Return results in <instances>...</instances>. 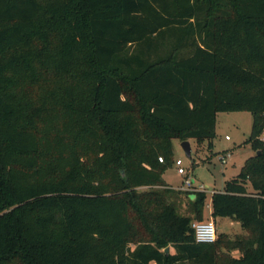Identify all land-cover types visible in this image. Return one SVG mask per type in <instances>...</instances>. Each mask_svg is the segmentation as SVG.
<instances>
[{"label":"trees","instance_id":"obj_1","mask_svg":"<svg viewBox=\"0 0 264 264\" xmlns=\"http://www.w3.org/2000/svg\"><path fill=\"white\" fill-rule=\"evenodd\" d=\"M221 111L256 153L211 216L248 233L203 243L164 174ZM0 264H264V0H0Z\"/></svg>","mask_w":264,"mask_h":264},{"label":"rangeland","instance_id":"obj_2","mask_svg":"<svg viewBox=\"0 0 264 264\" xmlns=\"http://www.w3.org/2000/svg\"><path fill=\"white\" fill-rule=\"evenodd\" d=\"M254 116L250 111H221L217 115L216 137L210 146L208 140L199 143L196 139H190L192 145V158H188L182 146V141L178 138L174 143V160L181 158L183 165L192 168V177L197 183L207 186V199L204 208V220L213 218L215 220L217 233L225 232L230 238L246 235L248 232L241 226V223L227 217L211 216L213 191L223 190L227 180H231L240 173L247 158L256 153L251 143L247 142L253 125ZM230 135V139H226ZM231 151L232 157L226 163L219 160L222 153ZM261 152V150H258ZM258 153V152H257ZM169 185L185 193L177 198V203L182 213H190V200L186 192L190 193V199H195V194L182 189L184 177L177 171L176 164L168 168L165 172ZM145 188V187H143ZM249 190L253 192L249 184ZM197 220V219H194ZM233 255L239 256L240 252L234 250Z\"/></svg>","mask_w":264,"mask_h":264},{"label":"built area","instance_id":"obj_3","mask_svg":"<svg viewBox=\"0 0 264 264\" xmlns=\"http://www.w3.org/2000/svg\"><path fill=\"white\" fill-rule=\"evenodd\" d=\"M230 135H226V139H230ZM232 157V152L228 151L222 153L219 156V160L222 163H226L229 158ZM160 160L163 161V157H160ZM177 171L180 175L184 177L182 189L188 190L191 192H208L207 186L203 183H197L196 180L192 177V168L184 166L183 160L178 158L175 160ZM216 191H213L215 193ZM193 228L195 229L196 240L203 243H212L215 242L218 238L217 228L215 220L213 218L207 220H194L192 223Z\"/></svg>","mask_w":264,"mask_h":264},{"label":"water","instance_id":"obj_4","mask_svg":"<svg viewBox=\"0 0 264 264\" xmlns=\"http://www.w3.org/2000/svg\"><path fill=\"white\" fill-rule=\"evenodd\" d=\"M182 146H183V148H184V150L186 152L187 157L191 159L193 156H192V145H191L190 140L182 141ZM260 153L261 152L258 151V154H260ZM169 250H170V247H167L166 251H169Z\"/></svg>","mask_w":264,"mask_h":264},{"label":"crops","instance_id":"obj_5","mask_svg":"<svg viewBox=\"0 0 264 264\" xmlns=\"http://www.w3.org/2000/svg\"><path fill=\"white\" fill-rule=\"evenodd\" d=\"M165 180H166V178H165ZM167 181V180H166ZM169 184V183H168ZM211 201H212V199H211Z\"/></svg>","mask_w":264,"mask_h":264}]
</instances>
